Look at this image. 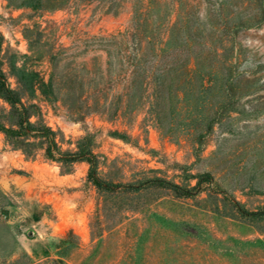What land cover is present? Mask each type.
I'll return each mask as SVG.
<instances>
[{
    "label": "rangeland",
    "instance_id": "rangeland-1",
    "mask_svg": "<svg viewBox=\"0 0 264 264\" xmlns=\"http://www.w3.org/2000/svg\"><path fill=\"white\" fill-rule=\"evenodd\" d=\"M0 70L104 182L0 132V264H264V0H0Z\"/></svg>",
    "mask_w": 264,
    "mask_h": 264
},
{
    "label": "trees",
    "instance_id": "trees-1",
    "mask_svg": "<svg viewBox=\"0 0 264 264\" xmlns=\"http://www.w3.org/2000/svg\"><path fill=\"white\" fill-rule=\"evenodd\" d=\"M35 2H43V0H35ZM39 7L42 6H38V4L33 6V8ZM140 60L141 59H139V63ZM134 67V77L140 76L143 71L146 74L148 73V75H150V73L151 75L156 73L155 70L149 71L147 68L140 66L139 64ZM168 72L169 69L167 67L161 68L160 73L158 72L159 80H164ZM32 77H37V75L32 74ZM20 85V91L11 89L4 79L3 72L0 70V94L13 108L16 109L18 113L17 123L14 127H7L0 122V132L5 135L6 144H10L18 148H25V152L28 156H34L38 150H43V157L49 161L70 164L77 161H85L90 166L89 181L93 182L97 187L102 188L104 182L97 174L99 158L92 150V137L90 134L77 141L75 152L63 151L62 146L57 139V133L51 127L41 121H37L35 123L31 121L32 115L30 110L37 109V106L25 103L23 101L24 98L22 97V94L32 97L39 92L47 101H51L55 94L53 83L33 80L30 84L20 82ZM67 90H69L68 99L65 101L67 111L71 112L73 115H83V98L78 96V88L76 86H71ZM117 187L129 189L132 186L121 184Z\"/></svg>",
    "mask_w": 264,
    "mask_h": 264
}]
</instances>
